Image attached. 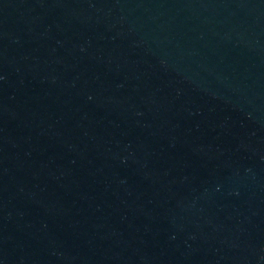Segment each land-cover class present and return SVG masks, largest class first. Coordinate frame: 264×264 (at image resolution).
I'll list each match as a JSON object with an SVG mask.
<instances>
[{"label":"water","instance_id":"95a60500","mask_svg":"<svg viewBox=\"0 0 264 264\" xmlns=\"http://www.w3.org/2000/svg\"><path fill=\"white\" fill-rule=\"evenodd\" d=\"M0 264H264V0H0Z\"/></svg>","mask_w":264,"mask_h":264}]
</instances>
